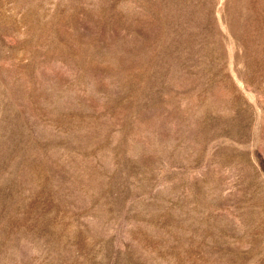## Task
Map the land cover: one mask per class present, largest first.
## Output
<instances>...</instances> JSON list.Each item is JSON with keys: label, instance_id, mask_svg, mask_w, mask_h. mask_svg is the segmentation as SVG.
Masks as SVG:
<instances>
[{"label": "rangeland", "instance_id": "obj_1", "mask_svg": "<svg viewBox=\"0 0 264 264\" xmlns=\"http://www.w3.org/2000/svg\"><path fill=\"white\" fill-rule=\"evenodd\" d=\"M0 264H264V0H0Z\"/></svg>", "mask_w": 264, "mask_h": 264}]
</instances>
